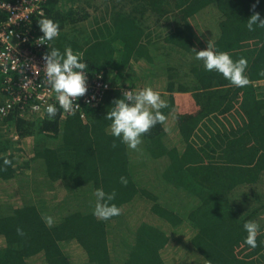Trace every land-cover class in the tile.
<instances>
[{
    "label": "trees",
    "instance_id": "trees-1",
    "mask_svg": "<svg viewBox=\"0 0 264 264\" xmlns=\"http://www.w3.org/2000/svg\"><path fill=\"white\" fill-rule=\"evenodd\" d=\"M205 10L217 28L214 50L247 60L248 85L236 87L194 59L190 21ZM254 13L264 19V0H47L24 29L42 34L40 19L57 22L49 49L71 47L110 88L96 107L83 106L85 120L62 119L58 108L51 120L15 110L0 121L18 141L31 138L29 158L18 159L9 136L0 137V184L18 198L0 199V264H264V28L247 29ZM164 21L173 23L167 32L159 31ZM146 86L161 94L166 121L133 151L108 134L104 116L122 89ZM177 93L190 94L187 108L176 111ZM27 172L36 187H22ZM40 186L63 190L58 203L46 194L45 201ZM97 189L116 193L110 203L120 215L93 214ZM134 203L170 236L132 219L125 210ZM63 204L69 211L49 225ZM248 221L260 226L254 249L244 243Z\"/></svg>",
    "mask_w": 264,
    "mask_h": 264
},
{
    "label": "clouds",
    "instance_id": "clouds-1",
    "mask_svg": "<svg viewBox=\"0 0 264 264\" xmlns=\"http://www.w3.org/2000/svg\"><path fill=\"white\" fill-rule=\"evenodd\" d=\"M37 25L43 34L37 39V44L47 46L59 36V24L52 19L42 18ZM254 26L264 28V19H261L259 13H254L247 20L246 27L249 31H254ZM47 49L42 56L43 70L50 91L55 93V102L46 103L44 113L49 120L55 118L58 104L64 114L74 115L80 108L78 99L85 96L88 91V65L73 52L71 47L65 48L63 52L55 47L49 49L47 46ZM192 50L195 53L194 59L202 62L205 71H215L236 87L249 84L248 78L244 75L247 68L246 59L240 58L234 61L227 52L214 50V45L210 41L204 50ZM121 93L120 98L112 100L110 110L104 116V119L110 121L107 132L126 145L128 149L135 151L142 144V137L151 128L166 121V116L161 109L167 105L161 98V94L150 86L134 91L122 89ZM39 107V105H34L33 110L38 111ZM3 163L10 165L12 161L4 159ZM120 182L126 185L127 179L121 177ZM95 197L97 203L93 214L99 220L106 221L120 215V208L110 203L116 198L115 192L106 193L103 189H97ZM48 224H52L51 218H48ZM243 229L247 233L244 243L250 248H256L260 231L259 224L255 221H248L243 225ZM17 231L23 235L22 230Z\"/></svg>",
    "mask_w": 264,
    "mask_h": 264
},
{
    "label": "built area",
    "instance_id": "built-area-1",
    "mask_svg": "<svg viewBox=\"0 0 264 264\" xmlns=\"http://www.w3.org/2000/svg\"><path fill=\"white\" fill-rule=\"evenodd\" d=\"M47 0H0V121L17 110L20 117L43 116L46 103L55 102L43 70L48 45H39L43 34L25 30L31 18L40 14ZM88 91L78 99L76 111L85 120L83 106L96 107L110 85L87 73ZM39 105L34 111L33 106ZM57 108L59 105L57 104ZM61 111V118L67 114Z\"/></svg>",
    "mask_w": 264,
    "mask_h": 264
},
{
    "label": "rangeland",
    "instance_id": "rangeland-1",
    "mask_svg": "<svg viewBox=\"0 0 264 264\" xmlns=\"http://www.w3.org/2000/svg\"><path fill=\"white\" fill-rule=\"evenodd\" d=\"M97 1L99 2L100 0H97ZM90 4H92V3H90ZM88 8L92 9V5L88 6ZM190 25H191V29L193 30V33L195 34V41L194 42H195L197 50H204L207 47L208 41L212 42V40L217 35V28H216L215 23L211 20V13L209 10H205V11L201 12L200 14H198L197 16H195L190 21ZM172 27H173L172 21H168V22L164 21V22H161V24L159 26V31L164 30L165 32H167ZM189 65H190L189 62L185 63V67H188ZM159 86L161 87V85H159ZM173 96L175 99L176 111H178L181 107L187 108L189 106L190 94L177 93V94H174ZM28 118L31 119L32 117H28ZM7 126L8 125H0V137L4 138V136L8 135L9 138L11 139V141L13 142L11 150H16V149L20 150L18 152H15L17 158L18 159L26 158L27 155L25 154L24 144L30 143L31 138H26L20 142V141H18L19 139H18L17 135L12 131V129L9 130V128ZM19 156H20V158H19ZM33 179H32V173L27 172V173L23 174L20 177V182H21L22 187L23 188H26V187L34 188V187H36L35 183L33 182ZM37 185L39 186L40 184H37ZM39 188L41 190H39V192H37V193L43 199H44V196L46 194V200L48 202H53V203H55V202L58 203V201L60 199L61 191L64 192L63 190H60L58 193H55L52 190L42 189L41 186ZM36 189H38V188H36ZM11 196H13L12 189L9 188L6 183L0 184V199L1 200L2 199L10 200L11 203H13V204L18 203V198L17 197H11ZM69 205H66V206H64V204L61 206L58 205L57 208L55 207V209H53L49 218H51L54 221L60 215L59 212L67 213L69 211L68 210L69 207L71 206V205L70 206ZM125 211L127 213L131 214L132 219H135L138 221H147V222L163 229L167 233V235L170 236L171 230L169 228L163 226V224L161 222H158L157 220H155L154 217L150 216L148 211L146 210L145 206H141V204H139V203H134V204H132L131 207H127V209ZM127 222L130 223L128 219H127ZM177 233H179V231ZM181 235L185 239V237L187 235L186 230L183 229V231L181 232ZM116 244H117V241H116ZM66 249H67V251H69L70 257L73 259V261L76 262L77 260H76V257L74 255L75 249H76L75 246L73 247V246L69 245L66 247Z\"/></svg>",
    "mask_w": 264,
    "mask_h": 264
}]
</instances>
